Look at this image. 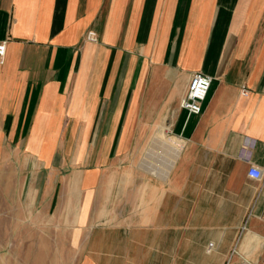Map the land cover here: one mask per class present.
<instances>
[{
    "label": "crops",
    "instance_id": "obj_1",
    "mask_svg": "<svg viewBox=\"0 0 264 264\" xmlns=\"http://www.w3.org/2000/svg\"><path fill=\"white\" fill-rule=\"evenodd\" d=\"M1 41V232L46 264H264V0H0Z\"/></svg>",
    "mask_w": 264,
    "mask_h": 264
},
{
    "label": "rangeland",
    "instance_id": "obj_2",
    "mask_svg": "<svg viewBox=\"0 0 264 264\" xmlns=\"http://www.w3.org/2000/svg\"><path fill=\"white\" fill-rule=\"evenodd\" d=\"M143 170L145 171L144 165ZM69 227L64 228V231L70 229ZM0 236V264H46V239L43 232L32 233V237H26L22 234L20 226L14 224L12 230L6 229ZM63 244H66V241H63ZM60 260L61 264L71 263V257L65 253Z\"/></svg>",
    "mask_w": 264,
    "mask_h": 264
},
{
    "label": "built area",
    "instance_id": "obj_3",
    "mask_svg": "<svg viewBox=\"0 0 264 264\" xmlns=\"http://www.w3.org/2000/svg\"><path fill=\"white\" fill-rule=\"evenodd\" d=\"M88 39L96 40L97 34L90 31L87 35ZM7 46L6 41L0 42V61L3 60L6 54ZM213 77L201 70L195 71L190 79L186 97L182 101V107L185 108L189 114H199L203 109V102L207 98L208 92L212 84ZM249 89L246 86L242 88V94L248 95ZM249 175L255 179H262L264 171L262 168L253 165L249 169ZM213 243L208 246V251H211ZM247 264V263H242Z\"/></svg>",
    "mask_w": 264,
    "mask_h": 264
}]
</instances>
